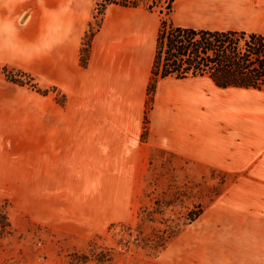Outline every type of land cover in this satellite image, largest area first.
Listing matches in <instances>:
<instances>
[{
  "label": "crops",
  "instance_id": "crops-1",
  "mask_svg": "<svg viewBox=\"0 0 264 264\" xmlns=\"http://www.w3.org/2000/svg\"><path fill=\"white\" fill-rule=\"evenodd\" d=\"M12 3L15 11L0 8V30L8 32L6 22L13 25L0 43V61L36 76L43 87H57L67 101L61 105L48 95L37 111H0V179L44 180L45 195L85 185L93 194H108L107 181H123L127 164L142 162L143 145L229 174L248 171L246 179L254 182L224 188L214 209L236 237L237 264H264V107L237 111L222 100L213 111V95L238 88H218L208 77H169L159 80L147 114L157 13L112 6L83 68L89 18L64 14V26L47 28L45 7L39 6L37 26L20 28L29 2ZM172 19L182 28L264 35V0H177Z\"/></svg>",
  "mask_w": 264,
  "mask_h": 264
},
{
  "label": "rangeland",
  "instance_id": "rangeland-1",
  "mask_svg": "<svg viewBox=\"0 0 264 264\" xmlns=\"http://www.w3.org/2000/svg\"><path fill=\"white\" fill-rule=\"evenodd\" d=\"M12 1L5 0L0 8L15 11ZM25 1L29 2V18L18 20L20 28L37 26L39 6L45 7L47 28L54 23L64 26V14L89 18L95 29L96 23L101 24L93 19L97 0ZM112 10V6L108 8V12ZM6 23L8 32L0 30V43L13 27L12 22ZM13 48L17 49V43ZM4 67L26 85L7 80ZM32 84L51 88L43 87L21 67L0 61V111H37L44 95L33 90ZM49 95L64 102L61 91ZM212 97L215 99L208 103L213 111L222 100L227 103L223 106L237 111L264 107V92L233 89ZM148 135L146 116L143 142ZM140 154L142 162L127 164L123 181L106 182L108 194H93L85 185L45 195L44 180L0 179V206L7 209L15 230L12 237L0 239V264H79L86 256L90 259L86 264H98L93 255L101 252L112 256L105 264H237L236 237L222 226L223 214L215 211L214 202L224 188L254 182L246 179L248 171L229 174L144 145ZM117 186L123 187V194H117ZM200 209L203 214L190 223L189 213Z\"/></svg>",
  "mask_w": 264,
  "mask_h": 264
},
{
  "label": "trees",
  "instance_id": "trees-1",
  "mask_svg": "<svg viewBox=\"0 0 264 264\" xmlns=\"http://www.w3.org/2000/svg\"><path fill=\"white\" fill-rule=\"evenodd\" d=\"M177 0H97L93 19L100 20L93 28L92 22L83 39L80 63L83 68L89 64L90 50L95 35L100 31L106 11L111 6L129 9L143 8L157 13L161 26L157 38V49L152 69V77L147 89V111L153 109L159 80L173 77L176 79L208 77L218 88H238L264 92V35L239 31L194 30L176 26L172 15ZM3 74L10 82L24 87L25 81L11 75L8 67ZM30 80L34 77L27 74ZM32 89L47 96L50 92L60 91L53 86L42 89L32 84ZM64 102L55 101L65 105ZM203 214L202 209L189 213V222H194ZM15 233L7 209L0 206V239L12 237ZM79 264H86L84 257ZM112 260L107 253L93 255V261L105 264Z\"/></svg>",
  "mask_w": 264,
  "mask_h": 264
}]
</instances>
